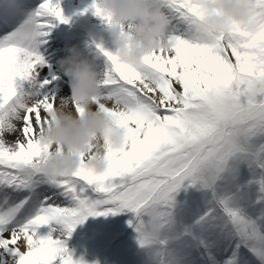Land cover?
<instances>
[{
    "label": "snow or ice",
    "instance_id": "snow-or-ice-1",
    "mask_svg": "<svg viewBox=\"0 0 264 264\" xmlns=\"http://www.w3.org/2000/svg\"><path fill=\"white\" fill-rule=\"evenodd\" d=\"M152 3L171 47L133 64L92 43L104 59L93 107L124 141L104 142L103 172L81 154L67 177L34 166L51 150L38 136L70 94L54 91L63 82L45 55L69 20L59 0L0 3V264H83L64 241L89 216L124 212L147 264H264V0L212 40L195 35L199 0ZM87 12L111 24L97 0ZM181 188L201 195L178 206Z\"/></svg>",
    "mask_w": 264,
    "mask_h": 264
},
{
    "label": "clouds",
    "instance_id": "clouds-1",
    "mask_svg": "<svg viewBox=\"0 0 264 264\" xmlns=\"http://www.w3.org/2000/svg\"><path fill=\"white\" fill-rule=\"evenodd\" d=\"M98 7L111 24L105 27L111 45L128 62L139 64L143 58L171 47L169 20L152 0H97ZM251 0H199L195 35L212 40L227 32L233 24L247 20ZM58 60L59 72L67 78L69 96L52 113L54 117L38 136L50 152L34 166L36 173L61 177L71 176L81 166L96 172L107 167L104 142L113 149L124 141V129L103 110L93 107V97L100 92L99 72L92 61L75 46L68 47ZM73 104L82 112L77 114ZM2 135V133H0Z\"/></svg>",
    "mask_w": 264,
    "mask_h": 264
},
{
    "label": "rangeland",
    "instance_id": "rangeland-1",
    "mask_svg": "<svg viewBox=\"0 0 264 264\" xmlns=\"http://www.w3.org/2000/svg\"><path fill=\"white\" fill-rule=\"evenodd\" d=\"M83 16L88 24H93L90 14ZM74 24L72 23L73 26ZM94 28L98 29L96 26H93ZM99 29L106 32L102 27ZM80 32L86 41L91 39L96 43L98 39L102 41L105 50L115 52L116 49L107 39L108 36L94 30L88 33L84 27L80 28ZM52 51L54 49L50 48L48 53ZM200 195L195 189L185 191L181 188L175 194V200L178 206L189 205ZM131 219L132 215L126 212L108 216H89L82 224L77 225L64 244L72 254L73 260H82L83 264H147L146 256L136 242V233L129 226Z\"/></svg>",
    "mask_w": 264,
    "mask_h": 264
},
{
    "label": "bare ground",
    "instance_id": "bare-ground-1",
    "mask_svg": "<svg viewBox=\"0 0 264 264\" xmlns=\"http://www.w3.org/2000/svg\"><path fill=\"white\" fill-rule=\"evenodd\" d=\"M55 2V0H54ZM60 7L62 13L65 18H68V24H60L58 25L51 33L48 39L47 52L50 48L54 49L52 53L47 55L49 62L53 64L57 70V74L60 75L61 81L63 82V87H56L54 89L55 92L60 95L66 96L69 94V86L68 80L64 77L58 70V60L66 55V49L71 46L77 47L82 51L85 57H87L90 61H92L96 67V70L99 72L102 70L104 65V59L102 57L97 58L95 55V50L92 49V43L94 40L86 41L83 37L82 32H80V28L84 27L85 30L89 33L90 30L98 31L100 34L102 33L105 36H108L106 32H103L100 27L105 29V26L101 23V21L94 17L91 12L85 13L86 15H91V21L93 24H88L86 19H84L83 15H79V13L84 12V9L88 8L89 5L92 4L93 0H59ZM0 3H3V0H0ZM36 0H33V7L35 6ZM74 24V26L72 25ZM98 27L93 29V26ZM79 26L80 28H78ZM109 39V38H107ZM96 43L102 44V41L97 39ZM55 50L57 52H55ZM17 127H19V122H17ZM15 138V136H6L5 139L11 141ZM23 251V249H21Z\"/></svg>",
    "mask_w": 264,
    "mask_h": 264
}]
</instances>
